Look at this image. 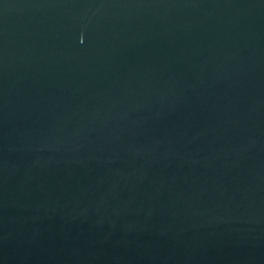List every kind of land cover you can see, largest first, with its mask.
Instances as JSON below:
<instances>
[{
	"label": "water",
	"instance_id": "95a60500",
	"mask_svg": "<svg viewBox=\"0 0 264 264\" xmlns=\"http://www.w3.org/2000/svg\"><path fill=\"white\" fill-rule=\"evenodd\" d=\"M0 264H264V0H0Z\"/></svg>",
	"mask_w": 264,
	"mask_h": 264
}]
</instances>
